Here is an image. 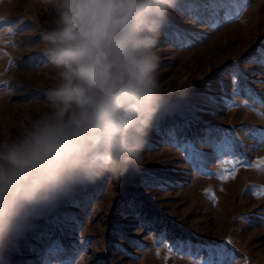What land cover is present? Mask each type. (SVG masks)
I'll use <instances>...</instances> for the list:
<instances>
[{
	"label": "rangeland",
	"instance_id": "obj_1",
	"mask_svg": "<svg viewBox=\"0 0 264 264\" xmlns=\"http://www.w3.org/2000/svg\"><path fill=\"white\" fill-rule=\"evenodd\" d=\"M191 3L176 0L157 40L175 106L156 117L138 169L78 185L28 218L0 264H208L221 251L229 264H264V195H254L264 188V0H220L211 25L190 18ZM50 13L41 0H0V139L46 109ZM222 160L237 164L234 179L217 177Z\"/></svg>",
	"mask_w": 264,
	"mask_h": 264
},
{
	"label": "clouds",
	"instance_id": "obj_2",
	"mask_svg": "<svg viewBox=\"0 0 264 264\" xmlns=\"http://www.w3.org/2000/svg\"><path fill=\"white\" fill-rule=\"evenodd\" d=\"M41 2L51 9L41 38L54 84L46 109L0 139V252L74 187L138 169L171 98L157 75L156 44L176 0Z\"/></svg>",
	"mask_w": 264,
	"mask_h": 264
},
{
	"label": "snow or ice",
	"instance_id": "obj_3",
	"mask_svg": "<svg viewBox=\"0 0 264 264\" xmlns=\"http://www.w3.org/2000/svg\"><path fill=\"white\" fill-rule=\"evenodd\" d=\"M175 6L176 3H175ZM174 6V7H175ZM181 10H183V6H180ZM223 7L222 3H220V0H192V3L187 8V14L190 16L191 19L195 20L197 23H208L212 24L214 23V19L218 14V9ZM193 33L188 32H177V38L178 39H189ZM259 63L261 66H264V53L261 54V58L259 61H255ZM235 73L232 77V84H233V93L232 95L235 96L240 92V86L237 81V74L243 78L244 74L239 71L237 68L235 70ZM208 99L213 100L214 98L209 97ZM175 105L172 102H169V104L162 110V112H168L170 111ZM260 115H264V113H258ZM173 137L175 136V132L172 131L170 133ZM222 168L221 172L217 173V177L221 180H227L229 178L234 179L235 178V171L237 169V164L234 162V160H222L221 162ZM223 165H231L232 166V172L231 175L228 174L227 170L223 168ZM253 166V165H249ZM256 167L264 166V161H261L260 164L255 165ZM72 191V190H71ZM71 191L69 193H71ZM210 190H205L206 194L209 193ZM254 195L260 196L264 195V188L260 189L259 192L254 193ZM213 199L215 197L213 196ZM162 243V241H161ZM172 251V248H169V252ZM157 256L159 257V251H157ZM229 256L230 254L226 251H221L219 253H216L212 256L208 257V264H218L220 260L224 261V264H229ZM169 256L164 257L165 264H167Z\"/></svg>",
	"mask_w": 264,
	"mask_h": 264
}]
</instances>
